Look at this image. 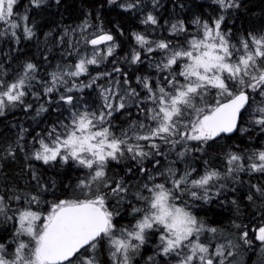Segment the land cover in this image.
<instances>
[{
    "label": "snow or ice",
    "instance_id": "6c2138e0",
    "mask_svg": "<svg viewBox=\"0 0 264 264\" xmlns=\"http://www.w3.org/2000/svg\"><path fill=\"white\" fill-rule=\"evenodd\" d=\"M0 43V264H264V0H0Z\"/></svg>",
    "mask_w": 264,
    "mask_h": 264
},
{
    "label": "trees",
    "instance_id": "16d2710c",
    "mask_svg": "<svg viewBox=\"0 0 264 264\" xmlns=\"http://www.w3.org/2000/svg\"><path fill=\"white\" fill-rule=\"evenodd\" d=\"M252 2L256 3V2H258V0H252ZM57 19H59V18L57 17ZM41 23H45V21H41ZM38 35H39V33H38ZM40 39L43 40V37L41 36ZM29 43L34 44V42H29ZM0 47H3L2 43H0ZM42 47H43V45H41V48ZM29 51H30V53H37V49L34 46L31 47L29 49ZM37 55H38V53H37ZM3 131H5L4 126H3V124H0V132H3ZM242 258L245 259L247 264H256V261H257V257L255 255H250L247 253L242 254Z\"/></svg>",
    "mask_w": 264,
    "mask_h": 264
},
{
    "label": "rangeland",
    "instance_id": "374dc122",
    "mask_svg": "<svg viewBox=\"0 0 264 264\" xmlns=\"http://www.w3.org/2000/svg\"><path fill=\"white\" fill-rule=\"evenodd\" d=\"M251 255V254H250ZM245 260V259H244ZM247 264V263H246Z\"/></svg>",
    "mask_w": 264,
    "mask_h": 264
}]
</instances>
